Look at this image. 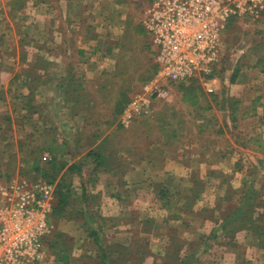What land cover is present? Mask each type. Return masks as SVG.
Returning a JSON list of instances; mask_svg holds the SVG:
<instances>
[{
	"label": "rangeland",
	"instance_id": "rangeland-1",
	"mask_svg": "<svg viewBox=\"0 0 264 264\" xmlns=\"http://www.w3.org/2000/svg\"><path fill=\"white\" fill-rule=\"evenodd\" d=\"M104 1L80 0L76 3L77 6L72 8L74 3L70 0H34L30 3L25 0H0V181L16 176L45 179L42 177L43 171L52 177L63 162L66 166L71 163L82 165L78 173H75V170L72 172V191L69 202L65 205L67 212L62 216L56 213L48 216V223L52 226L49 235L53 236L55 232L60 231L71 240V259L57 263L45 244L43 257L34 264H100L94 257L97 246L88 233V224L81 223L84 215L78 210L84 207L97 216L95 225L90 224L88 228L101 226L105 242H120L131 248L140 247V250L141 247L148 248L150 252L142 260L145 264H163L159 255L170 240L176 239L189 243L190 249L196 253L192 264H264V250L254 244L257 237L251 229L245 227L233 233L237 245L226 242L219 235L215 238L212 236L219 228L218 222L210 218L211 213L219 216L221 212L218 208L222 210L226 207L229 210V207L237 206L241 203V197L248 191L252 179L250 173H245L248 177H243L242 172H233L240 164L225 161L222 168L218 167L215 172L209 173V178L196 180L197 186L201 185L200 188L204 191L198 195L192 209L196 211L199 208L197 211H201L202 216L187 214L183 207L169 209L168 203L163 205L159 199L150 203L152 209L157 207L151 211L156 214L155 218H151L150 212L142 211V217L150 220L140 219V201L151 202V199H157L160 188L156 182L153 185V195L151 192L138 195L141 193L138 189L146 187L143 181L146 179L129 178V181H125L129 192L132 193L127 194L124 207L113 201L114 195L94 194V190L102 191L104 184L119 190L118 181L121 180L117 179L118 172L114 175L112 173L111 177L102 170L105 165H98L93 161L94 157L90 156L97 139L108 136L112 161L119 160V156L132 160L138 149L136 144L140 148H144L146 144L138 142L139 136L142 135V139L144 136L148 137V134L159 135L167 140L161 127L158 126L152 133L149 131L147 134L137 130L140 126L148 127L156 122L159 124V118H162L168 121V124L176 125L179 136L187 134L186 137L191 139L192 132L197 130L199 123H206L208 130L214 127L213 118L217 119L218 116H211L209 111L203 112L192 105L189 98L182 95L181 89L175 86L170 96L157 104L156 110L160 108L162 114L155 115V110L148 116H139L126 126L122 125V113H117V103L126 97V106L133 93L140 89L156 68L153 60L154 47L141 24V16L148 1ZM11 5L20 8V11L17 12L16 9L17 13L12 12ZM100 6H104L102 11H96V7ZM70 9L72 12L80 11V19L89 16L90 22L84 19L81 34L84 33L86 23H90L93 25V35H90L92 38L87 41L80 36L82 42L78 43V46L85 47H81L83 51L76 52L79 55L74 58L76 61L87 59L84 67L78 69V75L83 74L86 78L78 79L80 86L78 84L76 88L68 87V90L55 84L57 75L53 70H50V75L42 71V66H46L43 61L49 56L32 57L27 47L34 44L36 47L40 44H54L46 24L53 27L58 12L64 15L65 10ZM46 13L50 15V19H46ZM47 39H50V42H47ZM91 46L95 50H89ZM221 48L222 57L212 74L194 78L197 91L203 93L201 97L205 98H201V101L217 106L213 95L242 91L249 93L252 99L257 95V103H261L260 111L264 110V15L255 21L228 22L221 40ZM232 73L237 74L236 83L245 85L236 87L235 82L230 83L228 79ZM212 78L215 79L210 84L213 90L208 91L206 82ZM74 108L76 113L71 114ZM199 113L204 117L198 116ZM260 118L261 116H256L242 120L240 128H244V132L250 128L255 129L250 132L251 136L257 140L263 139L264 131L260 132L259 127L264 125V121ZM63 124H66V129ZM237 132L244 134L240 130ZM92 134L98 136L93 137ZM227 135L231 138L230 134L226 133L216 138L226 140L229 139ZM110 136H113V140ZM214 139L215 137H211L208 140ZM146 150L150 151V146ZM53 154H57L55 158ZM156 154L159 155V152ZM209 158L213 160L210 155ZM147 162L145 160L142 167L148 166ZM210 165L216 164L209 162ZM245 167L246 165L243 166L244 172ZM253 169L256 172L264 171V162L255 163ZM148 170L149 174L154 172V169ZM247 170L249 171L248 168ZM92 175L97 176L98 181ZM134 176L135 174L131 177ZM253 181L257 186L254 195L264 198V175L261 174ZM172 182L173 178L163 179L164 184L170 183L169 186ZM176 184L178 185L177 181ZM225 195H229L228 198L224 199ZM85 196L88 197L87 202L84 200ZM114 197L117 200V195ZM136 197H139L137 204L133 200ZM261 198L254 200L251 213L256 216L257 212L262 211L260 218L264 223V211L257 205ZM204 208H213V211L200 210ZM121 217H127V226L118 225ZM237 222L233 226L237 225ZM138 228L141 231L138 232ZM187 246L188 244L183 247L182 254L189 250Z\"/></svg>",
	"mask_w": 264,
	"mask_h": 264
},
{
	"label": "built area",
	"instance_id": "built-area-1",
	"mask_svg": "<svg viewBox=\"0 0 264 264\" xmlns=\"http://www.w3.org/2000/svg\"><path fill=\"white\" fill-rule=\"evenodd\" d=\"M147 1L141 24L154 47L156 68L124 107V126L153 113L173 86L212 74L228 22L255 21L264 13V0ZM214 80L206 82L208 91ZM55 186L43 178L0 181V264H34L43 257Z\"/></svg>",
	"mask_w": 264,
	"mask_h": 264
},
{
	"label": "crops",
	"instance_id": "crops-1",
	"mask_svg": "<svg viewBox=\"0 0 264 264\" xmlns=\"http://www.w3.org/2000/svg\"><path fill=\"white\" fill-rule=\"evenodd\" d=\"M25 1H28L30 3V1H34V0H25ZM70 1L74 4L80 2V0L78 2L77 1L74 2V0H70ZM106 2L107 0L104 1V3ZM74 4H72L73 6L72 8H75L77 6V4L76 5ZM103 7L104 6L96 7V11L97 10L102 11ZM16 9L17 12L20 11V8L13 7L12 5L10 6V10L12 12L13 11L15 12ZM79 14L80 11L72 12L71 9L65 10L64 15L61 12H58V14L55 16V18L58 21L55 20L54 26L52 27L46 24V26H48L47 30H49L51 39L54 40V44L53 43H51L50 45L49 43L46 45L40 44L37 45V47L34 46L35 45L34 44L33 46L27 47L29 49V50L27 49V51H30L32 57L38 55H41L42 58L45 56L46 57L49 56L48 59L46 58V60L43 61L46 62V66L42 64L43 65L42 71H44L47 75H50V70H53V73L57 75V77L54 79L57 82L55 83L57 86H60L61 82H69V81L79 82L78 79L80 80L86 78V76H84L83 74L78 75V69L79 68L82 69L84 67L83 65L87 62V59L76 61L74 58L77 55L76 52H82L83 48L81 47H85V46H78V43L80 44L82 42L80 36H83V40L85 41H87L89 38H92L91 36L93 35V33L91 31L93 25L90 23H86V25L84 24L85 30L84 33L81 34V28L83 26L84 19H86V21L88 20V22H90V19L89 16L80 19ZM263 15L264 13L262 14V16ZM45 17L46 19H50V15L48 16V14ZM77 20H79L80 22ZM49 40L50 39H47V42H50ZM88 49L89 50L91 49L92 51L95 50V48L92 46L89 47ZM236 82L235 83L233 82L235 85H237L236 87H241L245 85L244 83H240V82L236 83ZM60 87L62 88V86ZM224 94H225V98H227L228 101H232L231 105L228 106L227 108H222L221 106L218 105L216 106L213 104V106L211 105V107L208 110H205V111H209L211 113V116L218 115L217 119L216 117L213 118L215 123L213 125L214 127L207 130V128L209 127L207 126L206 123H199L197 125V130L193 131L195 134L192 132L193 136L191 137V139L189 137H186L187 134L183 135L182 137L179 135L177 137L176 136L172 137L168 141L166 140V137L161 138L159 135L158 136L149 135L148 134L149 131H151L150 133H152L156 127L157 128L158 126L161 127L158 124V122L148 125L149 128L147 127V125L140 126V128H138L137 130L140 133L146 132L148 134V137L144 136V138L140 139V137H142L141 135L139 136L138 140L140 141L138 142H141L143 144L146 143L147 145L145 144L144 148L143 147L140 148L139 145L136 144L138 149H136L135 151V156H134L135 158L133 157L134 160L133 159L128 160V157L123 158L124 156H119L118 158L119 160L112 161V163H114L113 164L114 166L105 165L102 169L104 170L105 173H108L111 177H112V173L114 175L116 174V172H118L117 179H121L118 181L119 190H116L115 188H113V186L108 187L107 184H104L102 191L94 190L95 191L94 194L102 193L103 196L105 194H108L109 196L117 195V200H115L116 197L114 196L112 197L113 201H117V203L120 204L121 207H124V202H126L125 199L127 198V194L132 193L131 191L129 192L128 184L125 182L127 180L129 181L130 180L129 178H135L136 180L146 179L143 180L145 181L144 183L146 184V187H144L145 189L142 187L139 188L138 191L141 193L138 194L137 191L138 195L140 194L142 195V193L147 194V192H151L150 194L153 195L154 194L153 185L156 182L161 183L163 182V179L165 180L167 178H173V182L170 186H169L170 183L169 184L165 183V185L168 186V189L171 188L172 190H174V192L179 189L181 193L183 192L190 194L191 193L190 188L192 187L191 180L193 179L200 180V179L209 178V173L212 171L215 172L214 170H217L218 167L222 168V164L225 163V161L232 162L233 164H240V166L236 167L233 170V172L236 173V171H240L239 173L242 172V175L244 174L243 177H248L247 175H245V173L247 174L250 173L249 176L252 179H257V177L261 176V174L264 175V171L256 172L253 169L255 163L264 162V138L258 140L256 139V137L253 138L250 132L254 131L255 129L250 128L247 129L246 132H244V128H240L241 126L239 125L242 120L253 119L256 116H261L260 119L264 121V112H263L264 110L262 109L260 111L261 103L260 104L257 103V98H258L257 95H254L252 99V96H250L249 93L246 94L245 92L242 91L241 92L238 91L234 93L230 91H227L225 93L220 92L218 94V97L222 98ZM156 111L157 112L155 113V115L162 114L160 112V108H158V110ZM74 113H76L75 108L72 109L71 114ZM63 125H64L63 128L66 129L67 127L66 124ZM171 126L179 134V129L176 128V125L171 124ZM259 128L261 129L260 132L264 131V125H261ZM237 130L243 131L244 134H239ZM225 133L230 134L231 138L228 135L227 136L229 137V139L226 138V140L225 138L224 139L222 138V140H218L216 138ZM211 137H215V139L209 141L208 139ZM102 139L103 137L95 141L93 145V149L98 147V145L100 144V140ZM75 141L77 142L78 140ZM146 146L147 147L150 146V151L146 150L147 148ZM154 151L159 152V155L156 154L157 152L153 154ZM209 155L213 157L212 158L213 160L209 158ZM145 160L148 161L146 164L148 166L142 167V163ZM209 162L215 163L216 165L209 166ZM242 164L243 166L246 165L245 167L246 172H244V168ZM149 168L154 169V172H151L152 174H149L148 172ZM247 168L249 169V171L247 170ZM133 174H135V176L131 177ZM97 176H98V172H97ZM97 176H94L96 181H98ZM176 181L178 185L176 184ZM179 183H181V185H179ZM96 184L98 185L99 183L96 182ZM202 191L204 190L201 189L200 194L203 193ZM155 198L156 197L154 196V199ZM133 200L136 204L139 203L138 202L139 197H136ZM158 200L159 198L157 197V199L155 200L151 199V202L140 201L141 202L139 207L140 210L139 217H141L140 219L142 220L144 219L141 215L142 213H140L142 211L150 212L151 213L150 215L152 216L150 217L152 219L155 218L156 214L152 213L151 211L156 210L157 207L154 206L155 208L152 209L150 203L152 204V201H158ZM137 207L138 206H136V208ZM163 215L164 214H161V216ZM120 219L121 221L118 225H126V226L128 225V222L125 221L127 217L125 218L121 217Z\"/></svg>",
	"mask_w": 264,
	"mask_h": 264
},
{
	"label": "trees",
	"instance_id": "trees-1",
	"mask_svg": "<svg viewBox=\"0 0 264 264\" xmlns=\"http://www.w3.org/2000/svg\"><path fill=\"white\" fill-rule=\"evenodd\" d=\"M103 42H105L104 39ZM215 67L216 65L214 66V68ZM236 75H237L236 73H232L229 76L228 80L230 83L238 81ZM188 81H190L189 84H185L186 82H184L175 86L177 89L179 90L181 89L180 91H182V95L185 98L188 97L192 105L200 109L202 108V110H208L211 107V104L207 101L205 102L201 101V98L204 100L205 98L201 97L203 93L197 91L198 88H196V86L194 85L196 83L195 79L191 78ZM78 84L79 82L77 81L74 82L69 81V82H61L60 86H62L63 88H68V87L76 88L80 86L81 83L79 85ZM175 86H173V88H175ZM212 98L213 100H215L216 104L218 106H221L222 108H227L228 106L231 105L232 102V101H228L227 98H225V94L223 95L222 98H219L218 95H213ZM125 102H126V97H123L117 103L116 106L117 108L115 107L117 109V113H122L125 106ZM198 116L204 117V115L200 113L198 114ZM159 120H160L159 125L161 126L162 131L165 132L167 136V141L172 137L178 136L177 131L171 126V124H168L169 123L168 121L162 118L161 119L159 118ZM91 136L97 137L98 134H92ZM107 137L108 136H104L99 146L92 150L90 156L94 157L93 161H96L98 165L103 164L106 166H114L113 165L114 163H112L113 158L111 155H109L110 149H108L109 147H111L110 144L111 142L110 139H108ZM109 138L113 140V136H110ZM56 155L53 154V158H55ZM59 165L60 166L56 169L55 174L52 175V177H49V175L44 171L42 172V177H45V179L52 182L56 181L55 203L52 213H56L57 215L62 216V214H65V212H67L65 205H67V203L69 202L70 194L72 191L71 188L72 178H73L72 172L75 170L76 171L75 173H78L79 168L82 165L81 163H71L68 166H66L64 162ZM196 180L198 179L191 180L192 187L190 188V192H191L190 194L183 192L181 193L179 189L174 192V190H172L171 188L168 189V186H165V184L161 182L158 183L160 188L157 192V195L159 199L163 202V205L168 203V206L167 205L166 206L169 209H175V208L179 209L183 207L185 213L187 214L193 216H202L200 215L201 211L199 210L197 211V209L196 211H193L192 209L193 205L195 204V200L197 199L198 195L201 192V188H200L201 185H199L198 187L197 186L198 183ZM253 182H254L253 179H251L250 185L247 188L248 191L244 193V195L241 197V203L238 204L237 206L233 205L232 207H229V210H227L226 207H223L221 210V208H218L219 206L217 205V208L221 212V215L215 216L213 215L212 212L210 218L218 222L217 226L219 228V231L217 232L212 231L213 232L212 236L215 238L219 235L226 242L232 243L233 245H237L233 233L239 230H243L245 229V227H247L246 229H251L253 231V234L256 235L257 237V241L254 244H256L257 248L264 250V223L261 222V218H260L263 212L262 211L257 212L256 216H253L251 213V207L252 204H254V200L256 198H261L260 195H254L257 192V186L254 185ZM162 184L164 186H162ZM228 196L225 195L224 199L228 198ZM84 200L87 202L88 197L85 196ZM257 202L256 204L260 206L259 208H262L264 211V198H261ZM200 210L213 211V208L210 209L204 208ZM78 211H80V213H83L84 215V218L82 219L81 223H83L84 225L85 224L95 225V222L97 221L96 219L97 216L93 214V211L87 210L85 207ZM130 220L132 221L133 218L131 217ZM145 220L148 221L150 219L144 218V221ZM236 221H238L237 225L233 226ZM88 225H86L87 229L89 230L88 233L92 237L94 244H96L97 246V252L94 257L97 259L98 263L145 264L144 261L142 260L147 256V253L150 252L148 248L141 247L140 250V247L131 248L129 245L121 244L120 242L107 243L105 242L106 240L102 236L103 230L101 226L96 225V227L93 226L88 228ZM137 231L139 232L141 231V229L138 228ZM45 244L47 246V249L50 251V253L55 257V261L57 263L68 262L69 259H71L70 258L71 240L68 238V236L64 235L60 231L55 232L53 236L47 235L44 238V247ZM186 244H188L187 248H189V250L188 249L185 250V254H182L183 253L182 249H184L183 247H185ZM145 246L147 245L145 244ZM190 247L191 246L189 243H185L179 239L170 240V242L166 244L165 248H163V252L160 255L159 254L158 255L162 257L163 264H192L195 261L196 253L192 251Z\"/></svg>",
	"mask_w": 264,
	"mask_h": 264
}]
</instances>
